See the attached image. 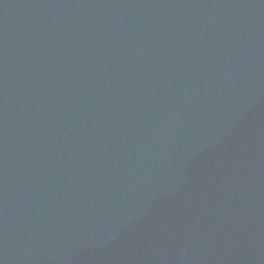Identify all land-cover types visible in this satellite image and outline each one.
<instances>
[{
	"label": "water",
	"instance_id": "water-1",
	"mask_svg": "<svg viewBox=\"0 0 264 264\" xmlns=\"http://www.w3.org/2000/svg\"><path fill=\"white\" fill-rule=\"evenodd\" d=\"M0 264H264V0H0Z\"/></svg>",
	"mask_w": 264,
	"mask_h": 264
}]
</instances>
